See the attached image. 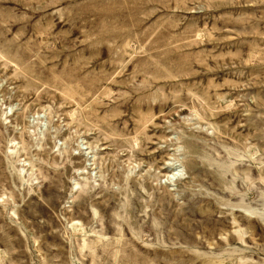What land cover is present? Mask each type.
I'll list each match as a JSON object with an SVG mask.
<instances>
[{"label": "rangeland", "instance_id": "obj_1", "mask_svg": "<svg viewBox=\"0 0 264 264\" xmlns=\"http://www.w3.org/2000/svg\"><path fill=\"white\" fill-rule=\"evenodd\" d=\"M0 264H264V0H0Z\"/></svg>", "mask_w": 264, "mask_h": 264}]
</instances>
